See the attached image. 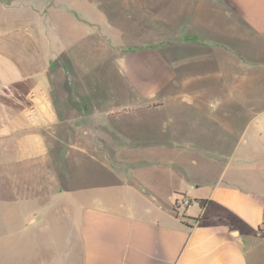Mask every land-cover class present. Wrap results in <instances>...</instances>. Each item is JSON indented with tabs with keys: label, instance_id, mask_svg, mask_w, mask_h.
<instances>
[{
	"label": "rangeland",
	"instance_id": "obj_1",
	"mask_svg": "<svg viewBox=\"0 0 264 264\" xmlns=\"http://www.w3.org/2000/svg\"><path fill=\"white\" fill-rule=\"evenodd\" d=\"M157 6L159 0H0V264H43L46 228L68 226L74 210L77 216L99 198L134 212L147 207L155 198L139 190L165 191L164 173L183 149L212 148L210 133L185 140L191 134L180 119L227 115L231 108H217V95L226 93L180 80L199 66L201 86L216 81L218 69L226 79L225 63L180 60L194 38L185 43L179 13L163 21ZM7 64L14 80L3 78ZM56 114L72 138L59 135L44 158L29 154L37 134L70 131L52 125ZM88 129L92 157L82 153ZM23 147L28 151H18ZM31 167L44 180L34 188L26 177Z\"/></svg>",
	"mask_w": 264,
	"mask_h": 264
},
{
	"label": "crops",
	"instance_id": "obj_2",
	"mask_svg": "<svg viewBox=\"0 0 264 264\" xmlns=\"http://www.w3.org/2000/svg\"><path fill=\"white\" fill-rule=\"evenodd\" d=\"M175 1L159 0L155 13H166L163 21H169L171 13L178 12L179 32L194 38L195 46L181 49L179 59H196L203 66L209 61L225 63L221 68L227 76L219 78L218 69V79L201 86L204 69L199 66L193 78L186 74L180 84L194 80L196 91L226 93L217 95V108L232 110L180 119L182 130L191 134L185 140L210 133L212 148L183 149L175 158L176 167L164 173L165 191L156 195L139 190L155 198L154 203L134 212L99 198L77 216L74 210L68 226L58 222V228H46L51 238L43 264H264V230H259L264 220V0H179L177 6ZM188 37L185 43L191 42ZM6 67L4 80H14L15 69ZM236 92H245V98L235 99ZM56 116L52 125L70 131L37 134L38 147L29 148V154L44 158L57 148L59 135L72 138V127L56 124ZM81 139L82 153L92 157L97 148L91 155L89 129ZM47 140L54 142L48 146ZM191 153L195 158L187 157ZM39 170L31 167L26 175L36 181L32 188L44 181ZM58 193L54 189L53 194ZM182 199L189 204L174 211V203ZM199 201H206L203 208ZM192 202L197 206L194 213L188 208Z\"/></svg>",
	"mask_w": 264,
	"mask_h": 264
},
{
	"label": "built area",
	"instance_id": "obj_3",
	"mask_svg": "<svg viewBox=\"0 0 264 264\" xmlns=\"http://www.w3.org/2000/svg\"><path fill=\"white\" fill-rule=\"evenodd\" d=\"M189 204V201L182 199L181 201H178L175 205H174V211H179L181 209H183L184 207H186Z\"/></svg>",
	"mask_w": 264,
	"mask_h": 264
},
{
	"label": "trees",
	"instance_id": "obj_4",
	"mask_svg": "<svg viewBox=\"0 0 264 264\" xmlns=\"http://www.w3.org/2000/svg\"><path fill=\"white\" fill-rule=\"evenodd\" d=\"M205 202H206V201H199V202H198L200 208H203V207H204ZM259 230H260V231H263V230H264V220H263L262 224L259 226Z\"/></svg>",
	"mask_w": 264,
	"mask_h": 264
}]
</instances>
